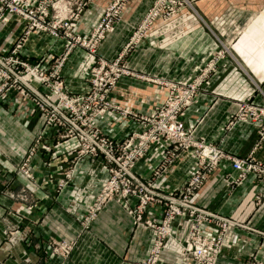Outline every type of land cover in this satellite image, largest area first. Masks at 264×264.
Returning a JSON list of instances; mask_svg holds the SVG:
<instances>
[{
    "label": "crops",
    "instance_id": "crops-1",
    "mask_svg": "<svg viewBox=\"0 0 264 264\" xmlns=\"http://www.w3.org/2000/svg\"><path fill=\"white\" fill-rule=\"evenodd\" d=\"M39 0H36L38 2ZM114 0H92L72 29L87 35ZM160 7L146 26L155 0H126L99 44L96 55L75 48L67 56L61 78L71 95L88 91V77L97 57H121L129 75L119 78L110 99L120 107L95 120L100 132L116 142L141 131L131 115L151 116L167 96V83L188 84L223 50L207 75L194 102L182 117L194 137L223 152L252 157L264 164V140L255 145L253 126L230 124L240 102L250 98L264 105V0H176ZM144 26V33L134 37ZM24 31L18 16L0 21V55L13 48ZM134 37V41H132ZM66 41L49 34L29 35L19 50L23 60L46 67ZM32 106L18 96L0 100V264H145L160 226L162 204H152L141 221L130 210L137 201H107L87 220L90 207L107 177L104 161L96 156L74 160L75 139L58 140L44 131L46 146L32 157L31 178L17 172V164L31 144L36 124ZM10 149V150H9ZM171 144L152 146L133 166L142 181L152 180L159 195H181L197 168L191 151H178L157 177L153 176ZM239 171L223 159L189 197L190 203L247 228L230 226L215 264H264V183L253 173L237 183ZM11 195V196H10ZM260 196L257 200L256 197ZM177 217L169 226L171 237L162 245L157 264H193L178 238L184 235ZM9 225H13L8 231ZM197 233L213 239L217 228L203 222ZM14 235L15 242L9 241ZM68 246L67 252L63 248Z\"/></svg>",
    "mask_w": 264,
    "mask_h": 264
},
{
    "label": "built area",
    "instance_id": "built-area-1",
    "mask_svg": "<svg viewBox=\"0 0 264 264\" xmlns=\"http://www.w3.org/2000/svg\"><path fill=\"white\" fill-rule=\"evenodd\" d=\"M54 1L56 0H39L38 2L35 0H0V21H4L6 13L19 16L28 24L26 34L30 30L45 31L48 27L54 30L60 27L68 29L71 28L72 22L78 20L86 5L92 0H58L57 3H61L63 7L60 11L61 15L58 16L53 13ZM125 1L114 0L105 10L98 25L93 29L97 35H95L97 42L103 38L104 32L112 29L113 19ZM163 4L164 0H157L144 21L146 26L159 14ZM144 29L145 27L142 26L134 37L141 36ZM22 42L24 39L16 43L9 58L0 55V77L3 80L12 79V82L22 85L23 88L38 96L33 83L42 81V79L38 75L36 66H31L18 57ZM97 42L95 41L96 44ZM220 56L222 55L216 54L190 83H167L165 85L167 96L163 103L155 108L151 116H137L122 111L123 115H131L139 121L142 129L121 142L105 137L93 127L89 122L91 119L86 117L88 105L83 106L80 111L73 106L79 100L86 103L95 99L96 93L93 90L113 87L121 75L129 74L120 66L114 64L106 70L105 65L101 64L99 69L92 73L97 86L91 88L92 91L85 96L70 98L66 92L61 91V84L57 82L53 87L57 102H52L49 98L43 99L42 107L49 112L46 123L53 126L57 132L64 133L65 137H78L80 145L73 153L74 160L84 156H96L101 158L106 165L107 177L102 182L96 200L89 209L87 220L95 216L107 201L127 203L128 199H135L137 204L129 213L133 214L137 221L142 220L148 206L152 204L164 206V216L160 226H157L154 221L144 222L156 230V239L145 264H157L163 243L171 237L169 226L177 217H183V221L179 224V231L184 233L178 240L184 244L183 252L192 258L193 264H215L228 228L230 226L247 228L246 225L238 224L190 203L189 197L192 192L203 184L221 160H229L231 166L239 171L237 183L249 173L255 174L264 183V164L256 161L252 153L245 157H236L213 145L205 144L194 137L193 130L185 126L182 120L186 108L194 102L204 80L214 69ZM104 110V105H102L95 112L100 114ZM237 121L247 122L253 126L256 136L254 146L264 140V107L253 104L250 98L240 102L230 124ZM86 125L88 129L85 128ZM64 126L66 132L62 128ZM167 143L171 144V149L167 150L166 157L154 171V177H157L174 159L178 151H191L197 158V168L180 196L159 195L153 189L152 180L142 181L132 171L134 164L141 160L152 146ZM256 199L259 200L260 196ZM203 222L210 223L217 228V234L213 239L203 238L197 233ZM261 234L264 235V232ZM68 249L69 247L66 246L63 251L67 252Z\"/></svg>",
    "mask_w": 264,
    "mask_h": 264
},
{
    "label": "rangeland",
    "instance_id": "rangeland-1",
    "mask_svg": "<svg viewBox=\"0 0 264 264\" xmlns=\"http://www.w3.org/2000/svg\"><path fill=\"white\" fill-rule=\"evenodd\" d=\"M57 2H58V0L53 2V5H54L53 13L55 16L61 15L60 11L63 8L61 6V3H57ZM156 2H157V0H155L152 8L154 7ZM164 5L165 6H168V5L175 6V5H179V4L176 0H164L163 6ZM7 15L17 16L14 14L6 13L5 17ZM19 18L24 23V31L17 38L14 46L21 39H24V42H25L26 38L33 33L34 34L45 33V34L51 35L52 37H54L56 39H62V40L66 41V45L63 48L62 52L58 56H56V58L52 59V61L44 68H40L37 63H31V62H28L27 60H23L20 58L19 50L21 49V47L24 43V42H22V45L18 50V57L22 61L27 62L29 65L36 66V69L38 70V75L42 79V81H39V82L35 81L33 83V88H35V91L38 93V96L34 95L32 92H29L28 90H26V88H23L22 85L12 82V79L3 80L0 77V88H1L0 89V100H6L10 97L18 96L22 100L30 103L32 106V112H31L30 118L35 117L36 124L33 127H27V129H30L32 131L33 139L31 141V144L25 149L24 155L19 160V162L16 166L17 172L22 174L25 178H31V172L29 170V165H30V162H31L33 155L40 148H43L44 146H46V139L44 136L45 130L52 131L55 138L58 140L75 139L77 142V146L75 147L73 153L75 151H77V149L79 148L80 141H79L78 137H76V136L65 137L64 133L62 134L61 132H57L53 126L46 123V120L49 118V112H48V110H46L45 108L42 107L43 99L49 98L52 102L53 101L55 103L57 102V96L55 93H53V87L56 86L57 82L61 84V91L66 92L64 90V85H63V81L61 78V69H62V66H63L67 56L71 53V51L74 50L75 48H81V49L85 50L90 55H93V56L96 55L99 44L105 39V37L107 36V34H109L111 32V30L104 32L103 38L99 42H97L98 40L95 37L96 32L93 30L98 24L96 26H94L90 30V32H88L87 35L79 34L78 32H76L72 29V26H71V28H68V29L60 27L57 30H54L51 27H48L47 30H45V31L39 30V31L33 32L30 30V32L28 34H26V30L28 29V24L21 17H19ZM73 23H75V22H72V24ZM95 41L97 42V44L95 43ZM14 46H13V48H14ZM13 48L9 51L8 54L1 55V56H6L7 58H9L10 57L9 55L11 54V51L13 50ZM223 52L224 51L221 49L217 50L214 56H216V54H218V53L223 55ZM101 64L105 65L106 70L110 69V67L112 65L116 64V65L120 66L121 69L123 68L126 71H128V69H127V67H126V65H125V63L121 57H117L113 61H106L104 59H101L100 57H97V60H95L94 64L91 66L90 71H89V77H88L89 88H88V91L86 93L80 94V95H78V94L77 95H71V94H68L66 92L67 93L66 95H68L70 98L71 97L72 98H76V97L79 98L80 96H85L88 93H90V91H92L91 88H93L94 86H97L95 84L94 75L92 73H93V71L98 70L99 67L101 66ZM207 64H208V62H207ZM204 68H205V66L202 68V70ZM54 72H56L57 75ZM127 75H129V74H127ZM121 76H123V75H121ZM119 78L117 79V81L119 80ZM117 81H116V83H117ZM116 83H115V85H113V87H110L107 89H101L98 91L93 90L96 93V98L91 99L89 102L85 103V101L82 102L81 100H79L78 102L73 104L75 109L78 111H80V109L85 105L89 106L86 117L91 119V121H89V122H91L93 127L98 129L99 131H100V129L96 126L95 120L98 117H101L104 114H106L112 110H117L120 108V107L116 106L115 104H113L111 99H110V95H111L114 87L116 86ZM102 105H104L105 110L100 114H96L95 111L97 109H99V107H102ZM261 107H264V105H262ZM122 111H125V110H122ZM62 128H64V131L66 132L65 126ZM85 128L88 129V126L86 125ZM3 146H4L3 142L0 141V148H3ZM12 226L13 225H9L8 231L11 230L10 227H12ZM9 241L15 242L16 241L15 236L9 235Z\"/></svg>",
    "mask_w": 264,
    "mask_h": 264
}]
</instances>
